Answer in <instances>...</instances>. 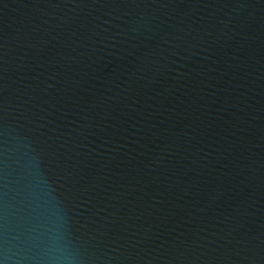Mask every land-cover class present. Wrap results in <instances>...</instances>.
<instances>
[{"label": "water", "instance_id": "obj_1", "mask_svg": "<svg viewBox=\"0 0 264 264\" xmlns=\"http://www.w3.org/2000/svg\"><path fill=\"white\" fill-rule=\"evenodd\" d=\"M0 264H264V0H0Z\"/></svg>", "mask_w": 264, "mask_h": 264}]
</instances>
